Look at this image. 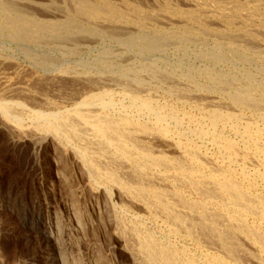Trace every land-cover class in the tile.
Segmentation results:
<instances>
[{
  "label": "bare ground",
  "instance_id": "obj_1",
  "mask_svg": "<svg viewBox=\"0 0 264 264\" xmlns=\"http://www.w3.org/2000/svg\"><path fill=\"white\" fill-rule=\"evenodd\" d=\"M0 37L54 71L0 59V131L55 182L44 264H264V81L221 73L264 64V0H0Z\"/></svg>",
  "mask_w": 264,
  "mask_h": 264
},
{
  "label": "rangeland",
  "instance_id": "obj_2",
  "mask_svg": "<svg viewBox=\"0 0 264 264\" xmlns=\"http://www.w3.org/2000/svg\"><path fill=\"white\" fill-rule=\"evenodd\" d=\"M201 45V43L190 45L185 54L180 52L177 53V51H170L162 60L163 62L161 61L163 64L160 62V67L169 65V63L170 66L174 65L178 60L182 61V68H196L200 66V61L195 59L194 56L196 55V52L199 51L197 48L199 46V48H202L203 45ZM101 46L102 49H100ZM89 48L80 52L77 56L78 58L76 57L74 61L90 62L91 59L101 50H112L114 52H119L121 50V47L112 43L110 44V41L94 44L93 46H89ZM88 49L89 52L87 51ZM25 52L26 51L23 48L21 49V47H18L15 44L13 45V43L0 37V59L3 58V61H10L19 66L21 70L26 72L29 71V73L31 72L35 75H43L51 70V67H46L37 62L38 54H36V52H33L34 55L31 52L29 56H27V53ZM34 57L35 59H33ZM146 58L144 57V59ZM78 59L80 61H77ZM143 60L139 59L138 62ZM239 62L242 63L240 60H234V58H232L229 61L230 65L228 67L225 66L221 73L236 77L241 76V74L251 73L252 75L254 74L257 76L256 78L264 81V71H262L264 70V64L262 66L257 64L256 66L252 63L250 66L243 62L242 68V65ZM248 66L250 68L247 69ZM258 68L260 69L259 71L257 70ZM51 71L54 72L53 70ZM199 81H201V79H199ZM243 113L244 117H251L250 112L244 111ZM261 125L262 124H259L260 127H263V125ZM7 143L6 136L0 131V264H44L46 260L49 261V259L43 253V247H45L46 244L40 239V236L42 235L41 233L44 231L41 226L43 218L36 214V194L42 198L40 192L44 190L46 191L48 186L52 184V181L53 184L55 182L52 178L51 169H49V166L44 165L45 161L43 155L41 156L42 159L40 158V162L38 161L39 166H37L35 161L32 159L29 160L24 149L12 147ZM212 152L213 151H210L209 154ZM37 235L40 236L37 237Z\"/></svg>",
  "mask_w": 264,
  "mask_h": 264
}]
</instances>
